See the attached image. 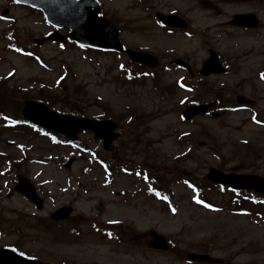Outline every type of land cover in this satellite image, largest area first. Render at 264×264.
I'll return each instance as SVG.
<instances>
[{
    "label": "rangeland",
    "instance_id": "obj_1",
    "mask_svg": "<svg viewBox=\"0 0 264 264\" xmlns=\"http://www.w3.org/2000/svg\"><path fill=\"white\" fill-rule=\"evenodd\" d=\"M102 7L127 48L159 59L156 76L123 79L121 70L129 67L123 55L50 42L35 47L34 39L52 32L40 13L0 0V13L8 9L6 18L0 14L1 103L11 102L9 109L17 108V113L25 99L46 97L56 112L118 122L121 134L116 143L103 146L91 133H82L80 149L25 125L11 130L0 126V248L15 246L44 264H189V253L203 252L223 264H264V218L231 214V194L207 188L198 203L188 189L175 183L173 205H164L148 194V185L119 170L122 165L145 166L164 181L184 171L199 179L210 167L264 177V126L254 121L257 115L264 123V84L256 76L264 69V0H104ZM155 13L185 19L186 31L161 28L153 19ZM239 13L254 14L260 26L242 31L228 25ZM14 30L18 38L14 46L30 51V57L9 48L13 41L6 35ZM209 48L229 73L200 78L198 70ZM175 58L185 66L173 64ZM177 81L195 88L201 84L192 94L176 88ZM217 90L236 106H247L220 114L217 120L205 116L181 120L183 107L193 97L209 102ZM70 158V169H64ZM100 159L117 168L109 175ZM17 174L45 199L41 211L14 192ZM62 206L73 208L67 227L76 224L79 236L58 235V229L36 234L33 229L29 240L26 230L12 232L19 225L31 227ZM78 218L120 221L118 227L130 233L123 246L116 245L98 234L88 235L93 230L89 227H95ZM150 230L164 235L173 248L149 249Z\"/></svg>",
    "mask_w": 264,
    "mask_h": 264
},
{
    "label": "water",
    "instance_id": "obj_2",
    "mask_svg": "<svg viewBox=\"0 0 264 264\" xmlns=\"http://www.w3.org/2000/svg\"><path fill=\"white\" fill-rule=\"evenodd\" d=\"M30 4L42 10L47 21L57 27H67L70 29L68 37L81 45H88L95 48H104L106 50H120L119 44L116 42V31L112 26L101 18L97 17L98 8L94 5L93 0H16ZM90 7V8H89ZM92 7V8H91ZM159 18L168 25L181 26L184 24L176 23L174 17ZM232 23L242 26L252 27L256 25V21L251 16L241 17L235 16ZM113 37V38H112ZM112 38V39H111ZM51 40H63L56 35L49 37ZM40 41H36L39 43ZM133 56L132 52H128ZM133 59L141 61L148 66H155V59L142 54H136ZM153 61V62H150ZM223 69L220 67L215 54L211 53L210 58L204 62L201 73L208 75L210 73H221ZM204 108H194L186 111V118H190L194 113ZM22 115L25 119L31 120L37 125L49 130H53L58 134L75 139L78 132L87 129L95 133V138H104L110 141L115 136L111 135L114 124L109 121L95 122L86 119H78L70 116H59L49 111L42 104H36L30 101L25 102L22 109ZM70 163V162H69ZM69 163L66 167H69ZM214 182L225 183L235 188H254L264 194V180L257 177L247 176H222L211 170L208 176ZM252 180V181H251ZM15 190L33 201L38 208L41 207L39 200L32 187L23 178H19V182ZM70 209L59 210L55 219H63L68 216ZM155 241L150 245L152 248H167L165 241L152 233ZM192 261L207 262L220 264L221 260L213 259L204 255H190ZM0 264H38L37 262L24 260L8 250H0Z\"/></svg>",
    "mask_w": 264,
    "mask_h": 264
},
{
    "label": "snow or ice",
    "instance_id": "obj_3",
    "mask_svg": "<svg viewBox=\"0 0 264 264\" xmlns=\"http://www.w3.org/2000/svg\"><path fill=\"white\" fill-rule=\"evenodd\" d=\"M14 2H16V0H14ZM262 79H264V75H262V77H261Z\"/></svg>",
    "mask_w": 264,
    "mask_h": 264
},
{
    "label": "trees",
    "instance_id": "obj_4",
    "mask_svg": "<svg viewBox=\"0 0 264 264\" xmlns=\"http://www.w3.org/2000/svg\"><path fill=\"white\" fill-rule=\"evenodd\" d=\"M41 100H43V99L41 98ZM2 110H3V107H2Z\"/></svg>",
    "mask_w": 264,
    "mask_h": 264
}]
</instances>
